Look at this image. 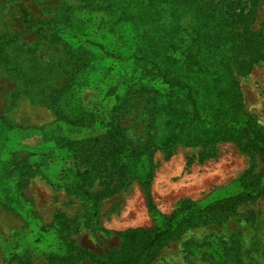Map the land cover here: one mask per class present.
Here are the masks:
<instances>
[{"label": "rangeland", "instance_id": "1", "mask_svg": "<svg viewBox=\"0 0 264 264\" xmlns=\"http://www.w3.org/2000/svg\"><path fill=\"white\" fill-rule=\"evenodd\" d=\"M112 2L141 8V0ZM120 5L104 13L87 0H0V41L9 40L0 49V264H101L118 246L116 234L161 228L181 202L199 207L263 182L262 155L244 142L162 143L163 106L182 104L183 94L147 75L140 60L116 61L95 46L123 58L149 49L140 19H120ZM19 7L56 33L32 32ZM252 10L249 29L264 49V0ZM222 73L235 79L237 95L215 104L227 120H250L264 139V57L239 75ZM81 109L95 125L80 126ZM62 141L87 144L69 150ZM93 151L95 168L107 171L77 188ZM83 190L99 197L89 201ZM70 242L93 258L79 257ZM151 264H264V197L187 229Z\"/></svg>", "mask_w": 264, "mask_h": 264}, {"label": "trees", "instance_id": "2", "mask_svg": "<svg viewBox=\"0 0 264 264\" xmlns=\"http://www.w3.org/2000/svg\"><path fill=\"white\" fill-rule=\"evenodd\" d=\"M253 2L249 0L251 5L245 11H234L225 8L223 0H141V8L132 10L128 6L130 3L121 7L118 2L113 4L112 0H87L95 11L109 13L114 6L117 8L120 5V19L130 23L140 19L141 35L150 45L146 51L141 50V58L107 54L95 45L105 57L116 61L140 60L145 69L149 68L147 75H151L167 90L183 94L185 102L182 104L163 106L166 117L163 144L240 141L262 155L264 163V139L256 126L247 119L240 122L227 120L220 106L215 104L233 101L237 95L235 79L227 78L222 72L228 73L230 69L234 76L239 75L264 57L263 42L249 29L254 16ZM18 12L20 22L35 34L46 37L56 33L54 27L32 17L23 7H19ZM8 43L9 40L0 41V49ZM148 54L149 57H146ZM194 86L201 89L206 101L204 107L198 106L194 98ZM55 113L65 118L60 106L55 107ZM96 118L81 109L77 122L82 127L90 128L95 125ZM60 143L61 147L69 150L83 148L87 144L82 141ZM94 153L96 151L85 158L89 167L75 176L77 188L88 187L87 181L107 171V168H95ZM99 164V167H103V163ZM261 176L262 183L257 181L247 190L203 206L181 202L164 218L161 228L134 229L116 234L118 246L103 255L101 264H151L170 240L187 229L220 219L223 214L234 213L238 205L264 197V172ZM82 195L89 201L99 197L98 194L92 196L87 190H83ZM147 210L153 214L150 204H147ZM69 244L78 249L79 257L93 258L73 242Z\"/></svg>", "mask_w": 264, "mask_h": 264}]
</instances>
